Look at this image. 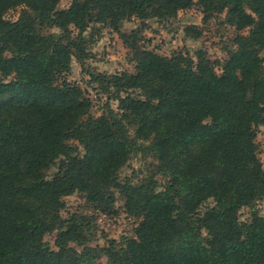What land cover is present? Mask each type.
Wrapping results in <instances>:
<instances>
[{
  "label": "trees",
  "instance_id": "1",
  "mask_svg": "<svg viewBox=\"0 0 264 264\" xmlns=\"http://www.w3.org/2000/svg\"><path fill=\"white\" fill-rule=\"evenodd\" d=\"M61 1L0 0V264H94L99 253L107 264H264V0ZM194 7L240 33L224 62L203 50L162 56L139 46L141 30L121 33L133 18L165 23ZM97 26L118 33L135 64L85 71L110 100L100 116L66 80L73 60L90 59ZM140 154L149 176L122 177ZM75 194L98 213L122 202L134 235L90 247L93 219L61 215Z\"/></svg>",
  "mask_w": 264,
  "mask_h": 264
},
{
  "label": "rangeland",
  "instance_id": "2",
  "mask_svg": "<svg viewBox=\"0 0 264 264\" xmlns=\"http://www.w3.org/2000/svg\"><path fill=\"white\" fill-rule=\"evenodd\" d=\"M72 0H62L61 9H67ZM20 9L10 11L6 18L10 21H16L19 17ZM195 26L202 33L199 39L188 37L185 33L187 27ZM97 33L89 31L87 34L88 45L87 53L90 59L83 67L73 60L71 72L66 77L73 85L79 86L93 103V112L100 116L108 96L104 95L100 88L91 84V79L87 76L86 70L93 73L106 75H118L121 73H135V64L133 63V54L127 44L123 42L119 34L113 30L97 26ZM141 30L143 40L139 46L150 51H154L162 56L169 57L176 51L186 50L190 54L203 50L212 61L224 62L228 58V52L234 49V40L240 33L225 22V15L215 18L207 23L203 21V14L200 9L194 7L191 10L179 12L178 17L170 22L161 23L157 20L140 21L132 19L124 22L121 33L131 35L133 31ZM52 32H57L53 30ZM245 31L244 34H247ZM264 57V53L262 54ZM112 108L117 111L118 103L111 101ZM256 143L258 145L259 159L264 167V129H261ZM151 159L138 155L129 166L123 171L122 177H147L152 169ZM54 172V171H52ZM67 210L62 212V217L67 218L71 214L86 215L93 219V228L95 236L89 244L94 249H104L109 241H120L124 236H133L136 222L126 213L123 203L118 202L115 208V214H106L94 212L90 204L81 194H75L65 198ZM261 215L264 214V199L260 200L256 206ZM242 221L251 219V210L244 208L239 215ZM55 234L47 236L45 241L50 243L53 249ZM81 252L82 249L76 247ZM94 264H107V258L99 253Z\"/></svg>",
  "mask_w": 264,
  "mask_h": 264
}]
</instances>
